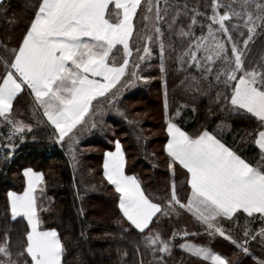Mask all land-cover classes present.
I'll return each mask as SVG.
<instances>
[{"label":"rangeland","instance_id":"obj_1","mask_svg":"<svg viewBox=\"0 0 264 264\" xmlns=\"http://www.w3.org/2000/svg\"><path fill=\"white\" fill-rule=\"evenodd\" d=\"M37 1L33 0L30 14L20 12L24 18L30 15L28 21H24L21 34L18 36L22 23L18 22L15 34L7 40L8 44L0 41V47L7 49L4 60L0 55V127L13 126L16 131H28L36 126L37 120L33 117L39 118L49 129L58 148L66 149L65 154L74 168L79 169L83 165L78 156V141L88 136L93 127L90 118L83 120L90 109L89 101L107 83L106 72L99 66L100 62L96 66L102 54L99 58L98 55L91 57L89 52L104 51L102 44L106 39L117 42L109 59L114 67L123 68L121 73L118 72V77L121 75L118 83L126 85V79L132 83L140 71H164L163 39H166L168 49L175 53L174 60L168 62V69L178 74L189 69L201 74L216 70L217 56L226 55L229 51L239 59L238 48H245L248 43L250 53L244 61L246 67L238 60L234 67L241 71V76L248 77L264 89V47L261 48V43L253 45L249 41L259 35L264 39V0H201L198 8V0H46L42 4L39 2L38 18L30 24L31 29L26 35ZM6 4L0 7V20L8 15ZM10 15L6 17L7 21ZM23 33L25 36L21 40ZM22 41L16 61L14 57L10 59L14 47ZM256 53L259 54L257 59ZM83 55L86 61L77 64ZM234 67L226 66L227 83L235 78ZM191 78L196 80V84L200 83L193 74ZM115 88H109L95 99L94 104H100ZM185 108L182 105L176 112L180 113ZM96 109L98 118L108 112L100 105ZM166 119L171 120L172 117ZM228 130L225 122H220L215 128L219 134ZM153 135H161L158 126ZM158 148L159 143H155L154 149ZM104 155L106 178L119 192L120 206L136 228L144 229L158 209L164 215L178 205L204 225L206 235L222 240L223 252L198 244L210 254L218 255L221 264H237L238 259L240 262L249 259L264 264V252L261 250L264 248L263 217L239 214L216 219L215 223H212V217L203 221L187 206L191 192L189 182L184 201L179 202L173 196L162 210L146 198L138 179L124 172L120 141H115V147ZM93 168H97L95 163ZM22 173L23 188L20 191L9 190L8 203L12 218L22 216L27 221V251L31 264H62V246L57 232L44 228L40 218V212L51 203V198L44 191L42 173L31 166L25 167ZM99 206L96 204L93 208L98 209ZM157 230L154 228L148 232L149 245L159 252H170L173 237L171 242L164 241ZM185 242L196 245L189 239L180 243L179 257L214 264L210 255L182 247ZM0 264H13L4 246H0Z\"/></svg>","mask_w":264,"mask_h":264},{"label":"trees","instance_id":"obj_2","mask_svg":"<svg viewBox=\"0 0 264 264\" xmlns=\"http://www.w3.org/2000/svg\"><path fill=\"white\" fill-rule=\"evenodd\" d=\"M32 2H3L7 3V14L10 15V10L11 15L8 21V15L0 20L1 42L8 44L7 40L15 34L18 22L22 23L18 36L21 34L24 21L30 17L24 18L21 13L30 14ZM197 2V8L201 7L202 1ZM249 41L253 45L261 43V48L264 47L261 35ZM162 47L165 48L164 71H140L138 79L132 83L130 79H126L127 85L118 83L98 104L108 111L99 118L96 112L98 105L94 104L96 100L91 103L83 120L90 118L93 127L88 136L78 141L82 168L72 166L65 154L66 149L58 148L49 129L39 118L33 117L37 120L36 126L28 131H16L13 126L0 127V246H4L13 264L32 262L27 251V221L22 216L12 218L8 203L9 190L20 191L23 188L22 170L27 166L42 173L44 191L51 198L49 207L40 212V218L44 228L57 232L62 246V264H206L200 259L178 256V246L188 239L224 251L222 240L206 235L204 225L178 205L164 215L159 210L145 229L138 230L122 215L118 206L119 194L103 177L104 153L112 150L118 140L124 154L125 172L139 180L147 198L162 210L173 196L183 202L189 177L186 170L165 151L168 116L190 136L195 137L208 130L249 163L255 164L259 158L254 137L264 127L263 122L230 102L233 86L242 75L234 63L238 60L246 67L249 44L238 48L239 59L229 51L226 55L220 54L215 59L217 69L202 74L190 69L179 74L169 70L168 62L174 60L175 53L168 49L166 39H163ZM6 50L0 47L3 60L7 57ZM255 57L257 59L259 54L256 53ZM227 64L233 65L236 74L230 83L226 80ZM192 74L199 79V84L191 78ZM182 105L186 108L177 113ZM147 117L153 119L148 120ZM220 122L229 127L225 134L215 131ZM156 126L161 131L160 136L153 135ZM155 143H159L157 150L154 149ZM5 145H12V150L3 149ZM94 163L97 168H93ZM96 204H100L98 209L93 208ZM154 228L159 230L164 241L171 242L173 237L170 252L162 253L149 245L148 232ZM261 250L264 252L263 247ZM240 261L238 259L236 263L258 264L249 259Z\"/></svg>","mask_w":264,"mask_h":264},{"label":"crops","instance_id":"obj_3","mask_svg":"<svg viewBox=\"0 0 264 264\" xmlns=\"http://www.w3.org/2000/svg\"><path fill=\"white\" fill-rule=\"evenodd\" d=\"M4 1L0 0V7ZM42 2L45 3L46 0H41L40 3L42 4ZM38 9H36L31 18L25 34L31 29L29 27L30 24L32 25L38 18ZM35 33L37 32L35 31ZM25 34L23 33L21 40L24 39ZM106 41H109V43ZM106 41L105 44H102L105 47L104 51L101 49L89 52L91 57L98 55L99 58L100 54H102L96 66L100 62L99 66L106 72L107 77V83L104 85L103 90L97 92L98 94H95L90 99V105L97 97L105 94L109 88L117 85L121 77V75L118 77V72L121 73L123 71L121 67H114L109 59V54L117 42L114 39H106ZM22 45L23 41L14 47V51L10 55L12 58L14 57L15 61ZM95 57L97 58V56ZM82 60L84 61L82 62ZM85 61L86 59L83 55L82 59L77 61V64H84ZM90 62L92 64V58ZM93 62L95 63L96 59ZM230 102L235 107L241 108L260 119L264 124V89L248 77L240 76L236 80L231 91ZM166 133L167 140L164 146L166 153L188 174L191 192L187 206L193 213L203 219V221H209L210 217H212V223H215L216 219L230 218L239 214L264 218V127L258 130L254 137V145L259 152V158L255 164L249 163L208 130H204L198 136L193 137L175 122L168 120ZM103 177L110 183L104 172V162ZM147 199L150 200L149 198ZM118 206L122 215L136 228V224L122 210L120 196ZM158 211L159 209L152 215L150 221ZM182 247L193 248L201 255H210L211 262L214 264H221L222 262L218 255L210 254L201 245L185 242Z\"/></svg>","mask_w":264,"mask_h":264},{"label":"water","instance_id":"obj_4","mask_svg":"<svg viewBox=\"0 0 264 264\" xmlns=\"http://www.w3.org/2000/svg\"><path fill=\"white\" fill-rule=\"evenodd\" d=\"M12 148H13L12 145H5V146H3V149L8 150V151H11Z\"/></svg>","mask_w":264,"mask_h":264}]
</instances>
